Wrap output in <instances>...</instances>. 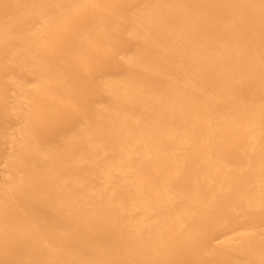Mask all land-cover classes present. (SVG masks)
Segmentation results:
<instances>
[{
    "label": "bare ground",
    "instance_id": "1",
    "mask_svg": "<svg viewBox=\"0 0 264 264\" xmlns=\"http://www.w3.org/2000/svg\"><path fill=\"white\" fill-rule=\"evenodd\" d=\"M0 264H264V0H0Z\"/></svg>",
    "mask_w": 264,
    "mask_h": 264
}]
</instances>
